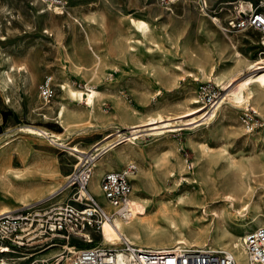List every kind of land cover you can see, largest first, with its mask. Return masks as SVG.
<instances>
[{
  "label": "rangeland",
  "instance_id": "obj_1",
  "mask_svg": "<svg viewBox=\"0 0 264 264\" xmlns=\"http://www.w3.org/2000/svg\"><path fill=\"white\" fill-rule=\"evenodd\" d=\"M67 1L63 7L66 5L68 11L79 17L82 26L75 25L67 12L52 15L50 11H41L47 5H59L57 3L47 0H0V143L9 142L0 150V169L16 168L41 174L42 169L52 165L57 172L44 176V183L48 187L42 191V195L48 194L51 186L64 185L65 176L75 168L78 159L65 150L67 147L75 144L87 147L89 143L103 139L108 130L99 128L78 134L74 127H70L66 131L55 119L58 101L63 98L57 86L59 82L67 79L73 86L81 87L88 81L98 89L108 90L109 97L118 98L121 107L136 106L142 111L146 107H159L164 113L173 114L171 120L177 121L200 113L186 117L175 114L185 110L180 103L187 97L197 96L200 102L193 105L207 106L203 111V116H207L230 89L251 73L239 61L242 55L250 59L259 55L264 58V46L253 43L250 38L252 36L258 40L264 31L249 28L238 32L224 29L219 24L216 16L222 21L232 15L235 6L239 5L235 0H207L205 9L201 8L199 0H178L170 9L158 0ZM250 1L254 9L264 11L262 0ZM243 4L242 8L246 11L252 9L246 1ZM219 6H225V9L219 12ZM156 11L161 13L153 15L152 12ZM131 17L148 21L158 35H139L130 27ZM202 18L209 24H202ZM88 37L104 55L106 72L101 78L86 80L84 72H77L70 65L65 51L84 63L83 66L91 68ZM125 37L132 38V54L127 52L121 56L115 49V43ZM231 39L235 41V46L230 43ZM21 66V70L17 69ZM211 66L215 73L235 68L237 78L231 86L224 88L211 78ZM200 68L207 73L202 74ZM48 80L54 93L47 99L42 95L41 85ZM46 101H49L50 109L41 108ZM261 102L264 112V99ZM101 107L106 114L101 119L108 121L114 105L109 99L101 103ZM43 112L48 114L47 117ZM201 122L199 127L196 126L197 122H178L179 127L160 136L151 134L153 130H146L151 125L141 126L145 130L140 133V142L128 148L135 146L134 149L146 154L166 150L180 154L186 166L183 176L190 178L192 187L198 185L197 188L201 189L208 214H211L214 205L219 207L223 204L227 208L224 193L231 184L243 178L249 186L246 198L249 208H242L241 202H235L234 206H229L230 213H222L231 215L221 219L223 227L241 236L240 222L244 218L250 221L255 213L262 214L264 218V118L261 113L255 112L252 104L246 108H236L227 102L217 120L209 124L203 123V120ZM26 125L63 133L67 147L45 137L27 134L20 129ZM79 141H86V144ZM204 143L213 151L209 157L201 155L200 147ZM224 148L225 154L221 152ZM226 154L235 157L242 168L230 166ZM97 179L98 175L95 174L90 189L104 202ZM167 183L171 186V195L180 193V185L175 187L172 180ZM57 193L45 196L44 199L51 198L45 204L53 201ZM60 195H67V200L71 191L67 188ZM13 204L21 205L17 201ZM194 211L196 214L204 213L199 207ZM210 219L196 221L207 224ZM91 237V243L80 242L78 245L89 246L101 242L99 233H92ZM0 244L9 245L5 241H0ZM9 247L16 252H0V257L5 258L7 264H63L67 256V251L63 252L61 246L47 249L42 254L35 253L34 256H30L34 249Z\"/></svg>",
  "mask_w": 264,
  "mask_h": 264
},
{
  "label": "bare ground",
  "instance_id": "obj_2",
  "mask_svg": "<svg viewBox=\"0 0 264 264\" xmlns=\"http://www.w3.org/2000/svg\"><path fill=\"white\" fill-rule=\"evenodd\" d=\"M65 1V3L69 2L67 0ZM236 1L243 7V2L246 1L249 4L248 6L254 9V4L250 0H235V2ZM262 3H264L263 0ZM62 7L63 6L58 5H47V7L45 6L41 11H50L52 15H61L67 12L75 25H83L79 17L67 10L66 5ZM160 13L159 11L152 12L153 15ZM201 23L209 24L204 18L201 19ZM129 24L136 33L143 37H154L158 35V33L153 30L150 23L144 19L131 17ZM225 33L229 36L227 32ZM78 37L81 38V36ZM250 38L253 40V43L264 46V33L258 40L252 36ZM131 42H133L131 37H125L122 40L116 41L115 49L118 55L124 56L127 52L132 54L131 50L133 44ZM230 43L233 46L236 45L233 39L230 40ZM88 47L91 55V68L83 66L84 63H80L79 60L68 51H65V57L69 60L70 65L75 71H81L87 75L86 80L101 78L104 72H106V70H104V55L92 45V41L89 37ZM235 52L239 54L237 49H235ZM262 53L263 52H261V54ZM239 61L248 67L251 73L238 82L235 88L230 89L227 94L217 102V106L209 111L207 116H203V111L207 106L193 105L200 102L197 96L187 97L180 103V105L185 107V110L175 114H179L178 117H186L193 113H200L191 118L173 121L171 120L173 114H166L159 107H146L144 111L138 109L136 106L130 108L127 106L121 107L119 104L120 100L115 97H109L108 90L98 89L95 87L94 83L88 81L81 87H75L66 79L59 82L57 85L63 98L58 101L55 119H57L66 131L70 127H74L73 130L78 134H86L91 130L99 128H108L103 139L89 143L87 147L81 144L67 147V142L63 133L54 132L47 128L37 126L26 125L20 128L27 134L45 137L60 146L67 147L65 150H67L69 154L75 156L77 159L80 158L77 166L81 164L85 158H88L87 161H90L88 165L92 167L90 184L93 180V176L96 174L98 175V188L100 186L101 177L106 171L122 169L129 164H138V167L136 166V171L132 174L134 189L131 195V214L122 216L118 213H113V207L105 200L104 202L101 201L104 208L108 212H112L113 215L111 220H105L103 232L100 234L101 242L98 245L103 247H119L121 241L127 240L137 248L153 251H169L177 245L194 246L200 249L203 247H211L216 250L231 252L235 256L238 264H258L250 261L245 251L244 238L253 228L264 226L262 214L255 213L252 215V220L248 221L247 218H244L240 222V226L242 227L241 236L231 233L229 229L221 225L222 217L224 218L225 216L231 215L222 213H230L229 206H234L235 202H241L242 208H249L246 200L249 186L243 178L231 184L224 193V204L227 208L223 204V206L221 205L219 207L218 205H216L217 207L214 205V209H212L214 212L211 211V214H208L209 209L205 205L204 196L200 192L201 189L197 188L198 185L197 187L193 186V188L190 183V178L183 176L186 166L180 154L172 150L150 152L146 154L143 151L134 149L135 146L133 149L128 148V146L140 142V133L145 130L141 129V126L151 125L149 129L146 130H153L151 134L155 136H160L163 133L166 135L168 131L175 130L176 127L180 126L178 122H184L182 124H193L197 122L196 126L199 127V125L202 124V122L199 123L200 120H203L205 124L217 120L219 112L227 102L236 108H246L252 104L255 112L261 113L264 118V112L261 110V100L264 99V58L259 55L258 58L250 59L247 55H242ZM237 67L239 68V65H237ZM17 69L21 70L22 66ZM234 69H223L215 73V69L212 67L211 78L224 88H228L237 78V73ZM200 70L202 74L207 73L204 68H200ZM109 99L114 105V111L110 114V119L104 121L101 118L106 117V114L103 112L101 103ZM48 102L49 101H46L41 108L50 109L51 106L48 105ZM43 114L46 117L48 115L46 112H43ZM8 143L7 141L3 144L0 143V150ZM200 152L202 156L205 155L207 157L213 154L210 146L206 143L201 145ZM221 152L226 153V149L224 148ZM92 157L95 158L91 160ZM226 157L230 166L242 168L235 157L230 154H226ZM172 158H174V161ZM104 170L106 171L104 172ZM54 172L57 171L52 165L42 169L41 174H33L29 170L16 168L0 169V214L12 211L18 207L13 204V202L16 201L21 205H46L45 203L51 198L44 199L45 196L55 194L56 192L58 193L54 195L55 199L49 203L64 201L67 195L60 194L65 189L69 188L66 186V183L58 187L51 186L48 188L50 192L46 195H42V191L48 187V184L44 183V176L53 175ZM67 176L68 175L65 176V180ZM237 178L239 177L237 176ZM159 179H161V182ZM168 180H172L175 183V187L180 185V193L176 192L174 195H171V186L167 183ZM179 180L183 182L180 183ZM49 184H52V182ZM198 207L202 208L204 213L196 214L194 210ZM238 211L241 212V210ZM205 218H211V221L207 224L205 222L196 221ZM2 245L4 246L2 247ZM0 247H2L0 252L3 254L4 252H16L6 244H0ZM62 248L64 249L63 252L67 251L65 263H63L66 264L68 263V254L71 250H74V248L70 245H65ZM51 249L54 248L48 250ZM45 251L40 252V254ZM34 255L35 253L30 254V256ZM27 258H29V256H27ZM18 259L22 260L24 258ZM120 263L125 264L126 261L122 259ZM0 264H7L5 258L0 257Z\"/></svg>",
  "mask_w": 264,
  "mask_h": 264
},
{
  "label": "built area",
  "instance_id": "obj_3",
  "mask_svg": "<svg viewBox=\"0 0 264 264\" xmlns=\"http://www.w3.org/2000/svg\"><path fill=\"white\" fill-rule=\"evenodd\" d=\"M47 1L57 3L58 6L66 2ZM158 1L169 8L178 0ZM199 2L202 9L207 8V0ZM224 9L225 6H219L218 11ZM234 9L225 20L221 21L216 16L224 29L242 31L254 28L264 31L263 10L246 11L241 4ZM41 91L44 98L53 96L50 80L41 85ZM87 160L85 158L77 166L79 158L75 168L68 174L65 183L71 196L67 200L46 205H20L12 211L1 213L0 241L8 242L10 246L34 249V253L70 245L74 250L69 252L67 264H121L122 259L126 261L125 264H238L231 252L211 247L200 249L177 245L169 251H153L137 248L127 240L121 241L119 247H103L98 244L79 246L80 242L91 243L92 233L101 234L105 220H111L113 215L104 208L99 195L89 187L92 167ZM135 171L136 165L129 164L122 169L108 170L101 177L100 194L113 207V213L122 216L131 214L132 174ZM244 246L251 262L264 264V226L250 230L244 238Z\"/></svg>",
  "mask_w": 264,
  "mask_h": 264
},
{
  "label": "crops",
  "instance_id": "obj_4",
  "mask_svg": "<svg viewBox=\"0 0 264 264\" xmlns=\"http://www.w3.org/2000/svg\"><path fill=\"white\" fill-rule=\"evenodd\" d=\"M80 143H84V144H86V141H79ZM86 146V145H85ZM106 170H104V172H105Z\"/></svg>",
  "mask_w": 264,
  "mask_h": 264
}]
</instances>
